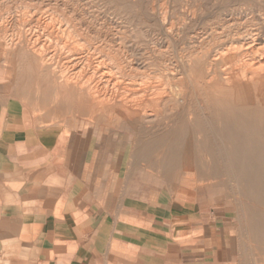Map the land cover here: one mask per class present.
<instances>
[{
    "label": "rangeland",
    "instance_id": "rangeland-1",
    "mask_svg": "<svg viewBox=\"0 0 264 264\" xmlns=\"http://www.w3.org/2000/svg\"><path fill=\"white\" fill-rule=\"evenodd\" d=\"M253 33L260 37L257 38L255 46L252 45V40H244L248 34ZM263 36L264 0H0V85L5 86L9 93L20 95L22 102L29 107L31 118L38 128L106 126L125 131V140L128 142L126 147L120 150L110 147V152H120L125 160L127 176L136 175L145 190H151L159 196L165 195L172 200L192 203L202 197L207 205L219 204L233 208L241 223L243 264H264V244L257 239L264 237V227L261 228L255 223V220L257 222V219L264 217V209L248 198L240 190V186L221 170L216 174L209 165L196 167L183 164L186 150L181 145L171 148L164 142L159 148H149L154 140L170 134L168 132L174 126L173 123L159 124L158 117L149 115H141L128 121L123 116L101 111L85 109L79 112L77 109H84L90 99L76 89L78 85L84 84L87 87L98 86L110 76L107 81L121 80L127 83L139 81L147 75L145 79L149 78L150 83L154 81L155 84H152L158 88L163 84L164 90H174L169 81L164 79L159 82L156 79V68L166 65H193L196 61L216 65L217 71L222 73H233L236 68L234 72H239L246 68L242 67L244 62L246 65L254 64V67L262 66ZM241 43L245 45L242 44L241 47ZM246 44L253 47L245 50L248 48L245 47ZM75 46L84 52V49L90 51L91 59L94 57L92 61L104 59V65H86V68L82 67L84 70L79 66L66 65L65 58L70 57ZM256 47L263 51L256 52ZM251 49H254L253 53ZM224 51L227 53L225 57L221 56ZM46 54L47 57L54 56V60L60 65L46 64L42 60L46 59ZM128 67L131 68L127 70ZM96 68L101 73L104 72L103 77L101 73L91 76ZM150 76H154V79ZM65 82L69 84H64ZM254 95H258L256 90ZM193 109L194 106L188 107L186 112H192ZM106 135L114 140L112 135ZM133 145H136L139 152L151 154L152 159L134 161ZM171 154L175 159L173 161H179L174 169L175 177L169 175L173 161L169 163L170 159H166Z\"/></svg>",
    "mask_w": 264,
    "mask_h": 264
},
{
    "label": "crops",
    "instance_id": "crops-1",
    "mask_svg": "<svg viewBox=\"0 0 264 264\" xmlns=\"http://www.w3.org/2000/svg\"><path fill=\"white\" fill-rule=\"evenodd\" d=\"M125 135L38 128L0 85V264H243L237 212L145 190Z\"/></svg>",
    "mask_w": 264,
    "mask_h": 264
},
{
    "label": "bare ground",
    "instance_id": "bare-ground-1",
    "mask_svg": "<svg viewBox=\"0 0 264 264\" xmlns=\"http://www.w3.org/2000/svg\"><path fill=\"white\" fill-rule=\"evenodd\" d=\"M62 33H64V31ZM257 38L260 37L258 35H254L253 33V34H248L247 38L245 37L244 40L250 39V41L252 40V45H254L256 43ZM241 40H243V38H241ZM219 44L220 43H217V45ZM242 44L244 43H241V47L243 46ZM201 46L203 45L201 44ZM233 47L232 49H234ZM245 47H248L245 48L246 50L249 49V47H253V46H251L250 44H246ZM70 48L72 47L70 46ZM76 48H77L76 46L75 48H73L74 50L71 55L69 54V52L67 53L70 55V57L65 58L66 65L68 66L75 65V66H79V68H82L84 66L86 68V65H94V66L104 65V59L102 60L97 59L96 61H92L94 57L91 59L92 56L90 55V51L84 49L86 51L84 52L82 51L83 49L80 48L76 49ZM254 49L255 50L257 49L256 52L263 51L258 47ZM253 50L251 49L252 51L251 53H253ZM204 51L206 52V50ZM200 52L203 53L201 50ZM238 52L239 49L237 53ZM37 53L39 52L37 51ZM226 54L224 51V55L221 54V56L225 57ZM256 54H254V56H256ZM262 55L264 56V54ZM49 57H47L46 54V59L42 58V60H45L46 64L48 63V65L59 64L57 61L54 60L53 58L54 56L50 58ZM217 57L216 59L219 58ZM112 58L114 57L112 56ZM261 58L262 57L260 55V60ZM245 59L247 61V58ZM109 60H111V58ZM40 62L42 63L43 61ZM248 64L246 65L244 62V65L242 64L243 65L242 67H246V68L239 72L236 71V73L234 71L237 68L234 71L232 70L233 73L231 71L222 73L217 71L216 65H206V63L200 61H196L193 65H166L163 67H157L156 75L158 78L156 79H159V82H163L164 79L169 81L170 84L173 86L174 90H170V89L164 90V88L162 87L163 84H161L162 86L160 85L163 89L161 87L158 88L156 85H153L155 84V82L151 80L152 82L150 83L148 81L149 78L145 79L147 75L145 76L144 74H142L143 71L140 72V74L144 75L143 78L139 79V81L137 80L136 82L127 81L126 83V82H122L121 80H120L121 82L116 80L115 81L112 80V82L110 80L107 81L109 78H111L110 76L108 77V79H106L105 82L101 84L99 83L100 82L99 80L98 86L87 87L85 86V84L84 86L78 85V88H76L77 91H80L81 93H83V95L87 96L90 99V101H93L94 104L87 100L88 103H86L85 108L84 109L78 108L77 111L83 112L85 111V109L87 110L90 109L91 111H101L103 113L106 114L110 113L112 115H117L119 117L123 116V118H125V120L128 121H131L136 117L139 118L141 115H149L150 117H158L157 121L159 124L164 123V124L172 125L173 123L174 126L168 132L170 134L168 136L166 135L167 137H161L159 139L154 140L153 143L151 142L152 144H149V148L150 146L152 148L153 147L159 148L160 146H162L164 142L167 143L169 146H171V148H175L181 145L186 150L184 154V160H182L183 164L194 165L196 167H199L201 165H205V166L209 165L212 170L216 171V174L220 173L221 170V172L224 175H226L229 179L234 180L240 186V190L248 198L254 201L260 208L264 209V65L262 66L259 65L258 67H254L253 66L254 64L253 65L251 64L248 65ZM92 67L93 66H91V68ZM236 67L238 66L236 65ZM129 68L131 67H128L127 70ZM87 69H89L88 66ZM135 70L137 71V69ZM118 71L120 72V69ZM80 72L82 73V70ZM92 72L93 74L91 76L101 73L98 68L94 69V71ZM137 72H139V70ZM102 73L101 76L103 77ZM113 74L112 77L114 76ZM60 76L63 77L62 75ZM67 78L69 79V77ZM155 81L157 82V80ZM67 83L68 82H65L64 84ZM168 86L165 87L169 88ZM76 89L74 90L76 91ZM255 90L257 91L258 94L256 96L254 95ZM191 106H194V109L192 110V112L187 113L186 109L188 107L191 108ZM110 119L111 118H109V120ZM143 146L146 147V145ZM136 159L150 161L152 159V155L148 153L139 152L136 155ZM166 159L167 160L170 159L169 163L175 160L173 159L172 154L170 155L169 158L166 157ZM178 162L179 161L172 162L173 164L171 165L170 168L172 172L169 173L170 177L173 176L175 177L176 173L174 172V169L176 168ZM255 223L258 224L259 227L263 228L264 217L257 219V222L255 220ZM259 238H257L259 242L261 244H264V237L261 240Z\"/></svg>",
    "mask_w": 264,
    "mask_h": 264
}]
</instances>
